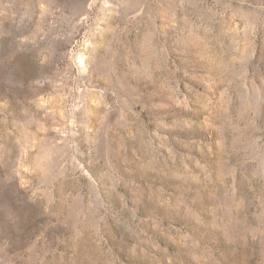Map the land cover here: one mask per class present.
<instances>
[{"label":"rangeland","instance_id":"obj_1","mask_svg":"<svg viewBox=\"0 0 264 264\" xmlns=\"http://www.w3.org/2000/svg\"><path fill=\"white\" fill-rule=\"evenodd\" d=\"M0 264H264V0H0Z\"/></svg>","mask_w":264,"mask_h":264}]
</instances>
